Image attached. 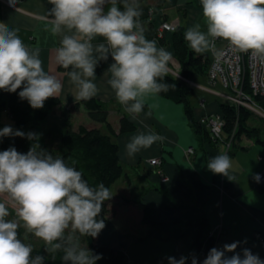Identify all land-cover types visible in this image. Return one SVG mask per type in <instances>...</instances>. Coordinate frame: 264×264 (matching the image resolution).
I'll use <instances>...</instances> for the list:
<instances>
[{
    "label": "clouds",
    "instance_id": "1",
    "mask_svg": "<svg viewBox=\"0 0 264 264\" xmlns=\"http://www.w3.org/2000/svg\"><path fill=\"white\" fill-rule=\"evenodd\" d=\"M52 7L51 31L60 36L56 62L73 85L74 101H88L99 88L95 83L96 69L108 62L103 75L114 91L117 101L136 119L146 105V98L174 89L164 82L168 75L172 53L148 40L139 23L142 10L139 0H48ZM206 33L195 24L184 34L195 53L211 51L219 55L216 40L226 41L234 52L248 53L264 62V0H200ZM13 6V0H9ZM96 38L103 42L94 44ZM63 83L45 71L40 50L24 44L17 30L0 23V90L16 93L27 100L33 109H41L44 102L59 97ZM150 115V113H147ZM0 137H21L32 142L27 153L15 147L0 151V194H7L15 209V219L5 203L0 202V264H45L46 256H33V247L19 237L21 226L42 240L45 252H62V264H97L102 254L81 246L74 234L97 238L105 228L98 219L105 201L112 198L103 182L95 187L83 173L69 166L40 147L38 134L25 133L6 125ZM166 137L149 130L131 137L125 145L129 158L148 149ZM207 168L213 174L234 181L230 174L232 163L227 153L209 159ZM259 183L260 174H253ZM68 233L65 235V233ZM240 241L213 247L202 262L195 254L167 257L168 264H264L258 254L243 248ZM246 243V241H245ZM232 253V255H228Z\"/></svg>",
    "mask_w": 264,
    "mask_h": 264
},
{
    "label": "crops",
    "instance_id": "2",
    "mask_svg": "<svg viewBox=\"0 0 264 264\" xmlns=\"http://www.w3.org/2000/svg\"><path fill=\"white\" fill-rule=\"evenodd\" d=\"M139 4L142 14L138 19L145 37L155 41L158 48L172 53L168 67L178 61L171 43L172 31H163L161 35L157 32L162 21L178 20L186 30L199 24L201 31H207L200 0H139ZM51 7L48 0H13V6L9 0H0V23L17 30L30 49L38 48L45 71L61 79L64 85L58 97L61 108L56 107L49 113L39 130L42 134L49 129L61 130L65 126V117L70 115L73 128L84 124L107 132L103 123L90 118L82 104L75 105L74 86L65 74L67 70L60 69L56 62L61 37L51 31L48 15ZM100 42H103L102 38L93 41L94 44ZM215 43L219 51L226 41L218 39ZM205 53L209 58L213 55L211 51ZM110 63L111 58L104 62L96 76L99 92L94 98L106 107L108 121L115 131L122 116H126L135 129L114 136L123 173L110 187L113 196L107 201L106 226L96 241L121 247L127 256L123 264H168L166 258L169 256L177 259L188 256L193 227L185 222L205 215L212 229L219 232L216 248L240 241L237 252L248 248L264 260V249L254 237L256 230L264 229V188L258 187L253 179V174L264 170V146L241 136L238 147L232 151H228L223 143L207 144L205 147L210 156L207 158L188 124L183 105L159 94L147 97L144 111L133 119L125 106L117 101L103 75ZM169 72L175 75V72ZM182 80L193 88L190 102L197 120L204 115L221 113L219 103L224 101L221 95L227 89L220 82H210L206 73H195ZM7 97L8 92L0 90V98L4 101L0 106L5 109ZM149 130L166 139L129 158L125 145L132 136ZM188 147H192L193 152L187 153ZM221 153H227L231 159L230 174L235 176L234 181L213 174L207 168L209 159ZM154 157H158L160 163L151 165L149 160ZM161 175L167 179L161 181ZM145 206L150 208L152 219L157 223L178 222L151 226L144 220ZM80 244L84 246L82 242ZM195 255L199 262L206 257L203 253ZM187 264H191V259Z\"/></svg>",
    "mask_w": 264,
    "mask_h": 264
},
{
    "label": "trees",
    "instance_id": "3",
    "mask_svg": "<svg viewBox=\"0 0 264 264\" xmlns=\"http://www.w3.org/2000/svg\"><path fill=\"white\" fill-rule=\"evenodd\" d=\"M185 32L186 29L183 26H177L172 31L171 43L175 58L180 66L178 73L182 78L189 79L195 73H206L210 58L206 53H195L189 47L184 37ZM103 66L104 62H101L96 69L97 74ZM59 68L63 69L61 66ZM69 70L71 69H67V71ZM182 78L169 72L164 77V82L174 84L175 88L170 89L166 93H159V95L183 105L188 124L194 131L197 141L204 150L207 158L210 157L205 147L207 144L226 143L230 140L231 148L228 151H232L236 149L238 139L241 136H246L264 146V128L253 125L250 122V119L256 114L245 106L234 105L225 101L219 103L220 114L224 119L223 140L222 142H215L204 124L195 118L193 106L190 102V98L193 95V88L186 86ZM244 87L249 90L246 81ZM20 90L22 89H18L16 93L8 92L6 100L7 113L12 120L13 129H19L25 133L33 132L38 134L41 148L56 157L64 159L69 166H73L81 171L91 186L95 187L103 182L110 189L113 182L123 173V165L118 157V145L114 136L133 131L135 125L126 116H122L119 120V128L115 131L108 121L106 107L98 99L93 97L88 101H79L75 105L82 104L86 108L90 118L95 122L103 123L107 132H103L98 127H88L84 124L73 128L70 115H67L63 129H49L42 134L39 126L46 116L52 113L56 107L61 108L60 99L58 97L49 98L44 102L43 108L33 109L27 100H21L19 98L18 93ZM254 99L264 107V95H255ZM2 102L4 101L0 98V104ZM31 144L32 142L27 138L0 137V151H4L9 147H15L18 152L27 153ZM3 195L8 197L7 194ZM107 213V201H105L98 219H103L105 222ZM144 220L151 226L168 225L178 222V220H173L167 224L155 222L152 219L148 206L144 207ZM185 223L193 227L188 256L197 253H203L207 256L209 250L215 247L217 236L219 235L218 230L212 229L205 215H201L197 219ZM18 233L23 242L33 247V256L37 254L45 255V264H62L61 256L63 253H56L54 257L46 253L45 243L43 241L37 242L33 240L31 233L26 231L22 222ZM81 238L84 246H88L94 253L102 254L103 258L97 261V264H123L127 259L121 247L100 243L96 241V238L92 237L82 236Z\"/></svg>",
    "mask_w": 264,
    "mask_h": 264
},
{
    "label": "built area",
    "instance_id": "4",
    "mask_svg": "<svg viewBox=\"0 0 264 264\" xmlns=\"http://www.w3.org/2000/svg\"><path fill=\"white\" fill-rule=\"evenodd\" d=\"M179 25L178 20L162 21L157 32L161 35L163 31H173ZM218 52L219 55L213 54L210 58L206 72L208 80L210 82L218 81L227 89V92L221 95L225 102L245 106L256 115L264 117V107L254 99L255 95H264V62L251 54L232 51L227 42ZM179 67V63L176 62L169 69L171 72H175L177 77H181L178 73ZM245 81L249 90L244 87ZM200 121L209 130L213 140L222 142L224 119L221 114L204 115ZM224 144L227 150L231 148L230 140ZM186 152H193V148L188 147ZM149 163L151 165L158 164L160 159L158 157L151 158ZM259 174L260 182L255 181V183L258 187L264 188V170ZM166 179L165 175H161V181ZM254 237L264 249V229L256 230Z\"/></svg>",
    "mask_w": 264,
    "mask_h": 264
},
{
    "label": "rangeland",
    "instance_id": "5",
    "mask_svg": "<svg viewBox=\"0 0 264 264\" xmlns=\"http://www.w3.org/2000/svg\"><path fill=\"white\" fill-rule=\"evenodd\" d=\"M11 119L8 117V113H7V109H5L4 107L0 106V129H3L4 126L6 125H10L12 126V122L10 121ZM250 122L253 125H258L261 126L262 128H264V117L259 116V115H255L250 119ZM13 128V126H12ZM241 138L238 139V141H240ZM216 142V140H214ZM224 144V143H223ZM225 145V144H224ZM2 196V198H1ZM0 202H3L6 204V206L9 209L10 215L8 217H6V219H15V209L13 208L12 204L10 203V199H8L7 196L5 195H0ZM75 237L79 240V242H82V236H80L78 233L74 234ZM31 237L33 240L35 241H42L36 237H34V235L31 234Z\"/></svg>",
    "mask_w": 264,
    "mask_h": 264
}]
</instances>
